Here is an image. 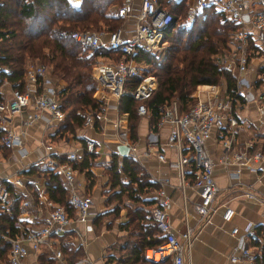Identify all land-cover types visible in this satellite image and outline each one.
<instances>
[{"label": "built area", "instance_id": "2783aa9c", "mask_svg": "<svg viewBox=\"0 0 264 264\" xmlns=\"http://www.w3.org/2000/svg\"><path fill=\"white\" fill-rule=\"evenodd\" d=\"M79 1V0H74ZM133 0H123L115 7V14L122 18L133 13ZM211 6L219 11L222 17L230 20L235 26L229 30L233 40L229 47L216 54L223 66L235 76L236 93L244 94L248 86L244 74L250 67L254 49L249 46L252 38L259 46L264 39V0H187V11L183 21L190 26L196 13L203 7ZM136 22L131 28L128 36L120 24L110 30L80 29L74 28L70 31L72 38L90 48L105 46L119 51L121 57L108 62H96L92 67L94 89L92 97L101 103H107L110 98L118 99L124 93L130 94L138 102L136 111L144 115L149 112L145 100L150 96L157 85V80L152 73H144L142 64L133 57L134 53L143 48L154 51L162 42L164 29L172 19V13L160 4L159 0H137ZM7 67L0 64V70ZM48 66L45 63H31L27 66L23 75L21 87L12 84L10 98L0 100V111L22 112L27 105L33 107L32 111L26 112L22 118V125L38 122L44 118L47 122L58 120L64 116V109L60 105V99L56 91L51 87L44 86ZM141 74L139 81L132 88L124 86L126 80L134 75ZM201 87L195 88L191 95L196 99L186 109H180L176 99L159 106L157 116L158 127L167 125L166 143L175 148V158L171 164L175 167L179 185L183 188L185 184L191 185L198 196L193 207L198 214L195 225L185 223V227L178 234L174 231L168 218L170 196L164 188V182L157 180L159 187L156 189V200L151 204L149 213L154 219L158 233L163 240L157 246H148L144 249L147 258L156 261L168 260V264H192L190 261V250L196 234V229L209 220L211 212L218 205H223L221 216L225 220L231 219L234 208L221 199V189L214 175V160L206 148V140L212 131L220 133L222 145L226 151L219 156V161L228 166L236 163L237 166L245 164L253 169L261 168L264 171V150L252 147L251 143L242 148H233L231 143L236 136L239 124L238 118L233 111L232 95L226 89H221L218 83H202ZM197 84V86H200ZM205 86V87H204ZM47 112V116L42 113ZM94 121L92 111H86L83 116V124L92 125ZM116 134L120 142L128 145V155L136 158L137 149L129 136L128 127L116 122ZM6 144L20 142V132L6 130L0 135ZM43 142L44 150L38 160L42 169H51L61 173L67 181L69 193L67 201L73 208L69 212L66 205L53 200L50 197H42L43 221L38 225H27L19 218H15V224L19 230L10 234L0 228V236L10 242L5 264H23V258L30 252L44 246L51 255L66 264L59 246L55 245L52 234L64 232L74 222H85L90 214L89 207L92 197L87 192H81L76 187V173L70 163L78 157L77 150L71 149L66 152V158L59 160L55 155L49 153L52 145ZM95 143L92 138H86L84 148L87 151L94 150ZM145 155L155 154L159 159H164V152L159 149L157 138L147 141L142 151ZM23 154V153H21ZM252 161H258L253 165ZM259 162H262L259 164ZM120 164V163H119ZM237 171L229 170V176ZM236 174V173H235ZM14 184H21L20 178L10 180ZM156 181V180H155ZM229 180L228 187L234 185ZM242 188V186H241ZM227 190V189H226ZM242 193L246 198L264 203V195L255 192L248 185H243ZM11 197V190L0 175V205L5 208ZM254 224L247 221L243 226V235L247 240H237L228 252L224 264H254L255 245L250 243ZM238 227L231 228L232 233H237ZM148 250L149 254H148Z\"/></svg>", "mask_w": 264, "mask_h": 264}, {"label": "crops", "instance_id": "0c3cea01", "mask_svg": "<svg viewBox=\"0 0 264 264\" xmlns=\"http://www.w3.org/2000/svg\"><path fill=\"white\" fill-rule=\"evenodd\" d=\"M133 1V13L124 17L121 23L125 29V36L130 34L136 22L137 0ZM260 42L262 45L253 53L250 67L244 74L246 82L249 83L244 91H251L253 95L247 97V93H244L239 94V97H232L233 111L239 121L236 136L231 143L233 148H242L245 144L251 143L252 147L264 150V72L257 70V66L264 63V39ZM119 57L114 54H98L96 62H108ZM4 70L7 69L4 68ZM43 77L44 86L51 87L53 90L57 89L54 86L60 88L64 84L60 78L52 80L46 74ZM219 85L221 89H226L224 79L219 82ZM11 89L12 83L9 78L0 74V100L10 98ZM118 100L119 98H110L107 103L102 104L98 101L103 106V110L92 112L94 118L92 125H85L81 121L77 123L68 118V109H64V116L58 120L47 122L42 118L28 125H22V118L26 112L33 110L31 105H27L22 112H3L2 114L0 111V135L8 129L20 132V142L16 144H6L0 138V175L13 191V195H16L14 199L11 198L13 195L9 198L5 208L0 205V221L6 213L13 214L15 218L21 219L27 225H38L43 221L41 198L50 196L46 183L47 169L40 168L37 163L41 153L45 151L42 141L52 145L49 153L59 160H64L66 152L74 148L79 155L73 160L80 161L87 152L91 153L87 156L90 162L88 175H85V167L80 169L72 165L76 173L75 187L92 197L89 217L85 222L77 221L72 224L79 229V234L73 228L52 234L55 245L60 249L62 245L67 248L81 249L83 253L74 264H117L115 257L120 255L121 246L126 243L128 231L120 227V222L126 219L125 214L120 213L125 210V207H121L112 221L103 220L104 216L100 215L106 203L104 189L110 186L107 168L111 155L116 153L119 159L123 157L116 148L121 142L116 134L115 124L120 122L128 127V113L118 109ZM42 115L46 117L47 112H43ZM144 115L140 116L136 123L137 138L132 139L138 152L134 159L146 171L150 179L164 182L163 186L170 196L168 218L178 234L184 229L186 222L192 225L197 223L198 214L193 203L198 196L191 185L185 184L183 188L179 185L177 171L171 164L175 158V148L166 143L167 125L160 127L151 125L148 123L150 117ZM67 122L70 123L72 129L66 127ZM86 138L94 140V150H85ZM154 138L158 139L159 149L165 154L164 159H159L155 154L145 155L141 152L147 141ZM221 142L220 133L213 130L206 140V148L215 162L213 175L221 189L220 198L226 200V203L234 208V213L231 219L225 220L221 216L224 206L218 205L211 212L209 220L196 229L190 250L192 264H224L228 252L236 241L241 238L247 240L245 236H241L243 226L247 221H252L254 225L264 226V203L246 198L242 193L243 185H248L258 194L264 195V171L260 167L253 169L245 164L238 166L232 162L228 166L222 164L218 158L226 151V148ZM70 163L72 164V160ZM119 163H121L120 160L118 166ZM252 163L257 165L258 161H252ZM235 169H237L236 174L229 176V170ZM57 177L64 187L63 196L67 199L69 193L67 181L59 172H57ZM14 178H20L22 183L14 184L10 181ZM229 180L236 182L228 187ZM157 188H153L144 195L156 200ZM68 207L69 212H73V208L69 205ZM233 226L238 227L237 233L231 232ZM156 234L160 236L157 229ZM65 254H63L64 260L66 264H69ZM108 255H112L109 260ZM23 264L62 263L53 257L44 246H41L36 251L30 250L23 258Z\"/></svg>", "mask_w": 264, "mask_h": 264}, {"label": "trees", "instance_id": "16d2710c", "mask_svg": "<svg viewBox=\"0 0 264 264\" xmlns=\"http://www.w3.org/2000/svg\"><path fill=\"white\" fill-rule=\"evenodd\" d=\"M159 1L172 13V19L164 29L163 38L176 34L174 37L176 39L168 44L160 58L143 48H139L133 55L134 59L142 64L143 72L152 73L157 80L156 87L145 100L150 112V124L154 126L157 123L160 105L174 98L180 109H186L195 100L191 93L197 84L217 83L224 79L226 91L232 97L240 96L235 91V76L216 56L232 43L229 30L235 25L224 19L219 11L211 6H205L191 25L186 26L183 18L187 11V0ZM114 2L119 5L122 0H81L78 5L70 4L68 0H0V64L8 67L7 70L2 68L0 74L7 76L12 84L21 87L23 75L33 58L36 57L48 66L51 65L55 79L60 78L64 81L62 87L56 91L61 107L68 109V118L77 123L82 122L84 116L82 111L86 107L99 106V102L90 94L94 84L90 68L96 63L97 55L114 54L119 57L120 52L105 46L90 48L72 38L70 31L74 29L73 26L80 29L100 27L99 22L105 23L107 30L118 26L123 18L107 11L108 6ZM186 35L191 39L190 42L184 41ZM249 46L260 49L252 38ZM257 70L264 72V63L259 64ZM140 77L141 74L129 77L124 86L132 89ZM137 102L128 93L120 95L118 100V109L128 113L131 139L136 137ZM66 127L72 129L69 122ZM90 155L91 153L87 152L80 161L72 159V165L75 167L80 169L85 167V175L90 173L88 168L90 162L87 157ZM119 160L121 163L118 166ZM107 171L111 189L109 198L111 200L127 198L133 201L129 205L123 204L126 219L120 222V227L126 228L128 233L126 243L121 246L120 255L115 257L117 264H168V260L156 261L147 258L143 251L145 247L157 246L163 240L161 235L156 234L154 219L145 206L152 204L155 199L144 195L157 188L158 183L150 179L146 171L131 156L119 159L118 155L113 153ZM46 173L50 198L69 208L57 172L47 169ZM15 197L16 195H13L11 198ZM119 205L121 203L112 208L116 214ZM0 228L10 234L19 230L13 214L7 213L0 221ZM250 236V243L256 246L254 264H264V226L255 225ZM9 246V240L0 236L1 264H5ZM61 251L62 254L66 253L69 264L77 262L83 253L80 248H67L63 245ZM111 257L112 255H108L107 259Z\"/></svg>", "mask_w": 264, "mask_h": 264}, {"label": "rangeland", "instance_id": "374dc122", "mask_svg": "<svg viewBox=\"0 0 264 264\" xmlns=\"http://www.w3.org/2000/svg\"><path fill=\"white\" fill-rule=\"evenodd\" d=\"M69 2H70V4H73V5H78L79 3H80V1L81 0H79V1H74V0H68ZM123 1V0H122ZM117 2H114V3H111L109 6H108V9H107V11H108V13H111V14H114V10H115V7L117 6ZM183 13V12H182ZM199 13H201V11H199V12H197L196 13V16L199 14ZM203 13V12H202ZM122 23V20H121V22H119V24L118 25H120ZM99 25H100V27H96V26H91L90 28H92V29H100V28H105L107 25L105 24V23H103V22H99ZM73 28H79L78 26H73ZM175 32V31H174ZM193 33V32H192ZM176 36V34H174L173 36H172V34L170 35V36H168L167 38H162V42L160 43V45H159V47L157 48V49H155L154 51H152L151 53H153L156 57H158V58H160V57H162L163 55H164V53H165V51H166V49H167V46H168V44L170 43V42H172L174 39H176V38H174ZM194 37V36H193ZM177 38H178V36H177ZM190 40L191 39H188L187 38V35L184 37V41H186V42H190ZM183 41V40H182ZM255 51H256V49H254V51L252 50V52H251V54H253V53H255ZM37 62H41L38 58H33V60L32 61H30L29 62V64L30 63H37ZM42 63H44V62H42ZM46 64V63H45ZM47 65V64H46ZM94 65V64H93ZM93 65H92V67H93ZM48 66V65H47ZM92 67L90 68V75H91V78H93V76H92ZM51 70H52V66L51 65H49L48 66V68L46 69V76H48L49 78H51L52 80H53V78H55L54 77V74L51 72ZM221 80L222 79H220L217 83L219 84V82H221ZM200 84H202V83H200ZM200 84H198V85H200ZM197 87H201V85L200 86H195V88H197ZM205 87V86H204ZM54 88L56 89H58V87H55L54 86ZM56 89V90H57ZM93 89H94V84H93V88H92V90H91V95H92V92H93ZM55 90V91H56ZM196 90V89H195ZM194 92V91H193ZM252 94V92L251 91H248L247 92V97H249L250 95ZM253 95V94H252ZM195 97V99H196V96H194ZM94 99V98H93ZM101 103V102H100ZM102 104V103H101ZM101 104H99V106L98 107H96V108H90V107H86L83 111H82V113L84 114L86 111H91L92 110V112H96V111H102L103 110V106L101 105ZM150 112H148L147 114H145L144 116H149L150 114H149ZM140 116H143V115H140V114H138L137 113V121H138V119H139V117ZM95 117H96V115H95ZM97 118V117H96ZM149 124H150V121L148 122ZM135 138H137V136L135 137ZM110 188L109 187H105V189H104V191H105V195H106V203H105V209H104V211L100 214V215H102V216H104V219L103 220H105V219H108V220H110V221H112V220H114V218H115V216H117V214H116V212L115 211H112V208L113 207H115L117 204H120L121 203V205H119V207H118V212H119V210L121 209V207H122V205L123 204H127V205H129V204H132L133 203V201H131L130 199H127V198H124V199H113V200H111L110 198H109V196H110ZM146 206V208L148 209V211H149V208H150V206H151V204H149V205H145ZM123 207H124V205H123ZM120 213H122L121 215H123V214H125V210L122 212V211H120ZM120 213H119V215H120ZM7 256V255H6ZM0 264H1V262H0Z\"/></svg>", "mask_w": 264, "mask_h": 264}, {"label": "water", "instance_id": "95a60500", "mask_svg": "<svg viewBox=\"0 0 264 264\" xmlns=\"http://www.w3.org/2000/svg\"><path fill=\"white\" fill-rule=\"evenodd\" d=\"M118 152L122 155V156H128V145L125 143H118L116 146Z\"/></svg>", "mask_w": 264, "mask_h": 264}, {"label": "bare ground", "instance_id": "6f19581e", "mask_svg": "<svg viewBox=\"0 0 264 264\" xmlns=\"http://www.w3.org/2000/svg\"><path fill=\"white\" fill-rule=\"evenodd\" d=\"M149 251H150V250H148V254H149Z\"/></svg>", "mask_w": 264, "mask_h": 264}]
</instances>
